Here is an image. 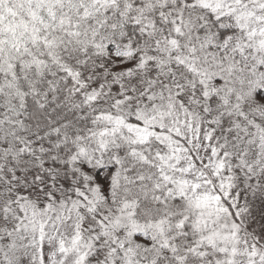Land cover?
Segmentation results:
<instances>
[{"label": "snow or ice", "instance_id": "1", "mask_svg": "<svg viewBox=\"0 0 264 264\" xmlns=\"http://www.w3.org/2000/svg\"><path fill=\"white\" fill-rule=\"evenodd\" d=\"M0 264H264V0H0Z\"/></svg>", "mask_w": 264, "mask_h": 264}]
</instances>
